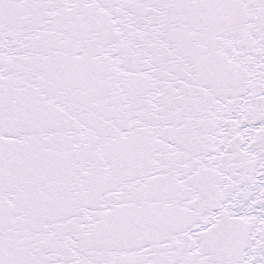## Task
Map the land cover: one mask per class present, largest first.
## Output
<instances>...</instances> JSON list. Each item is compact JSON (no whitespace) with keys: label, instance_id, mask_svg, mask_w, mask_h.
<instances>
[{"label":"snow or ice","instance_id":"snow-or-ice-1","mask_svg":"<svg viewBox=\"0 0 264 264\" xmlns=\"http://www.w3.org/2000/svg\"><path fill=\"white\" fill-rule=\"evenodd\" d=\"M0 264H264V0H0Z\"/></svg>","mask_w":264,"mask_h":264}]
</instances>
